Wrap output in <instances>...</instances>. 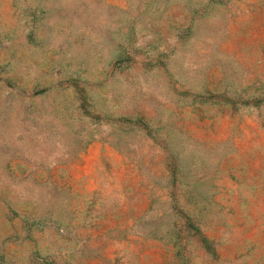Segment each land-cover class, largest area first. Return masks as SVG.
I'll use <instances>...</instances> for the list:
<instances>
[{"label":"rangeland","instance_id":"1","mask_svg":"<svg viewBox=\"0 0 264 264\" xmlns=\"http://www.w3.org/2000/svg\"><path fill=\"white\" fill-rule=\"evenodd\" d=\"M0 264H264V0H0Z\"/></svg>","mask_w":264,"mask_h":264}]
</instances>
